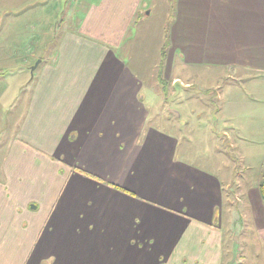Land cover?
Wrapping results in <instances>:
<instances>
[{
	"label": "crops",
	"instance_id": "crops-1",
	"mask_svg": "<svg viewBox=\"0 0 264 264\" xmlns=\"http://www.w3.org/2000/svg\"><path fill=\"white\" fill-rule=\"evenodd\" d=\"M150 1H83L75 26L38 29L42 51L0 43V264H231L227 161L183 160L148 105L153 87L227 70L250 95L217 112L216 152L264 144V0H175L166 48ZM237 196L264 257L258 187Z\"/></svg>",
	"mask_w": 264,
	"mask_h": 264
},
{
	"label": "rangeland",
	"instance_id": "rangeland-1",
	"mask_svg": "<svg viewBox=\"0 0 264 264\" xmlns=\"http://www.w3.org/2000/svg\"><path fill=\"white\" fill-rule=\"evenodd\" d=\"M83 1L90 4L96 0H0V43L12 53L22 55L31 48L36 49L39 42L40 51L42 44L48 40L45 41L42 30L37 33L38 29L42 25L49 27L45 31L51 35L61 23L64 26H75L73 20H78L85 14V11H82ZM174 3L175 0H152L146 3L148 9L152 10L147 25L152 26L154 31L161 27L160 33L164 37L165 48L169 28L174 20ZM2 36L6 37V40L2 41ZM37 37L39 40L36 43ZM53 45L55 46V41L50 40L48 48L51 50L48 49L47 53L52 52ZM163 55L162 52V58ZM36 63L37 61L31 68ZM186 81H190L191 85L184 87L178 83L167 90L164 87L151 88L154 99L148 105L149 123L170 133L178 132V138L181 139L179 156L189 163L218 172L220 171L218 167L223 161H227V177L229 178V169L233 173V183L228 193L229 201L235 209L231 217L233 222L231 230L227 233L226 228H223V244L226 241L223 251L226 255L228 238L229 243L233 242L231 244L233 249L226 256L231 260V264H264V257L257 252L256 246H250V243L241 240L242 237L245 238V234L250 236V232L246 231L244 225L247 213L236 200L240 190H248L251 193L255 191L256 186L258 187L264 175V144L238 143L236 148L229 149L226 146L225 149L221 147L220 152H216L218 144L214 143L216 139L214 134L222 130V122L219 121L220 116L217 117V112L227 114L228 102L243 100L250 95V87L245 81L228 75L227 70L223 69L196 68L192 80L182 77V83ZM154 92L158 93V99L155 98ZM218 124L219 127L216 126ZM229 125L227 131L235 141L237 134L230 130ZM232 127L235 128L233 124Z\"/></svg>",
	"mask_w": 264,
	"mask_h": 264
},
{
	"label": "trees",
	"instance_id": "trees-1",
	"mask_svg": "<svg viewBox=\"0 0 264 264\" xmlns=\"http://www.w3.org/2000/svg\"><path fill=\"white\" fill-rule=\"evenodd\" d=\"M163 54H164V51H163ZM163 57H164V55H163ZM258 190H259V194H260V197L262 199L263 206H264V175H263L262 179L259 181Z\"/></svg>",
	"mask_w": 264,
	"mask_h": 264
},
{
	"label": "water",
	"instance_id": "water-1",
	"mask_svg": "<svg viewBox=\"0 0 264 264\" xmlns=\"http://www.w3.org/2000/svg\"><path fill=\"white\" fill-rule=\"evenodd\" d=\"M38 63H39V62L36 63V65L32 68V70L37 66Z\"/></svg>",
	"mask_w": 264,
	"mask_h": 264
}]
</instances>
